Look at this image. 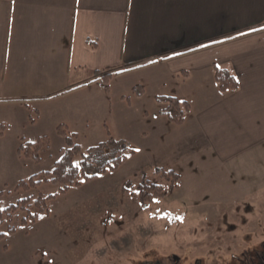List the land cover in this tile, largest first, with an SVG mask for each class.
Instances as JSON below:
<instances>
[{
	"label": "crops",
	"instance_id": "obj_1",
	"mask_svg": "<svg viewBox=\"0 0 264 264\" xmlns=\"http://www.w3.org/2000/svg\"><path fill=\"white\" fill-rule=\"evenodd\" d=\"M216 67L239 88L221 91ZM103 73L122 110L140 104L149 145L247 157L264 142V0H0V124L31 110L36 124L70 126L66 114L84 124ZM157 96L191 105L183 125L159 114Z\"/></svg>",
	"mask_w": 264,
	"mask_h": 264
},
{
	"label": "rangeland",
	"instance_id": "obj_2",
	"mask_svg": "<svg viewBox=\"0 0 264 264\" xmlns=\"http://www.w3.org/2000/svg\"><path fill=\"white\" fill-rule=\"evenodd\" d=\"M101 85L100 90L91 89L92 100L103 98L92 105L94 113L91 110L84 124L66 111L70 126H53L48 117L36 124L31 110L28 121L13 119L7 126L5 144L0 141V207L30 197L31 212L37 215L23 222L29 209L20 208L0 224L5 233L0 238V264H172L171 256L179 257L180 264H237L233 255L251 251L264 240V142L229 163L204 148L183 150L172 140L149 145L140 133L149 122L140 104L132 97L130 110L124 111L110 83ZM149 102L144 105L150 107ZM60 125L81 148L75 162L105 143L94 160L123 155V163L95 178H83L65 192L44 180L18 189L22 181L51 172L61 158L67 141ZM44 136L48 144L39 151L41 161L19 153L26 141ZM110 139L117 142L108 144ZM159 169L177 171L180 181L171 187L172 180ZM129 181L126 194L123 186ZM142 181L163 184L165 196L141 203ZM40 195L53 196L43 211L34 205Z\"/></svg>",
	"mask_w": 264,
	"mask_h": 264
},
{
	"label": "trees",
	"instance_id": "obj_3",
	"mask_svg": "<svg viewBox=\"0 0 264 264\" xmlns=\"http://www.w3.org/2000/svg\"><path fill=\"white\" fill-rule=\"evenodd\" d=\"M87 43L91 44L93 48L97 45L95 41H92L90 39H87ZM195 50L196 49L191 51ZM119 73L122 72H116V74ZM215 73V77L221 91L228 92L237 90L239 88L237 79L228 70L216 67ZM112 75V73H103L100 78L95 79L94 81H100L103 85L108 87ZM136 89L139 91V94H142V92H140L141 88L137 86ZM156 101L164 106L159 111L160 115L165 116L170 122L176 125H183L185 123L187 114L191 111V105L187 101L173 96H157ZM6 129V125L0 124V137L4 134ZM58 129L60 133L65 136L67 141V147L63 149L61 158L56 161L55 166L51 172H45L43 177L35 175L31 177L27 182L22 181L18 185V189H29L31 187H35L44 180L59 184L61 186L60 190L62 192H65L72 186L80 185L81 179L95 178L98 175L108 171L109 169H117L123 163V155H116L115 157L108 160L105 159L104 161L101 160V157H99L98 160H94V154L98 153L96 152V150H99L100 152L103 151V148H105V143L90 148L87 154H83V158L79 161V163L75 162L76 156L81 153L80 146L76 144V142H74V136H69L67 134V130L62 125L59 126ZM74 135L76 134L74 133ZM47 141L48 139L45 136L37 141H26L19 147V153H24L28 157H32L37 162H39L41 161L39 151L43 146H47ZM116 142L117 141L110 139L108 144H115ZM125 150H127V148ZM158 172H161V174H163L166 178L172 180L173 183L171 187H174L181 179V174L172 169L168 172H165L164 169H159ZM131 184L132 182L130 181L124 184L123 191L126 194L129 192L128 186ZM165 194L166 188L163 184L151 183L150 181H142L138 186V198L139 201L143 204L153 202L156 199L162 198L165 196ZM51 197L53 196L50 195L48 198H46L43 195H40L35 200V208H39V210L42 211L46 210V200L50 199ZM31 199L32 198L27 197L21 200L18 204H12L4 209L0 207V224L4 222L5 218L11 219L14 213L20 208H27V210L29 209V214L28 216L23 218V222H26L28 219L35 220L37 213L35 211L31 212ZM9 231L14 232L15 227L10 226ZM4 235L5 233L0 232V238H2Z\"/></svg>",
	"mask_w": 264,
	"mask_h": 264
},
{
	"label": "flooded vegetation",
	"instance_id": "obj_4",
	"mask_svg": "<svg viewBox=\"0 0 264 264\" xmlns=\"http://www.w3.org/2000/svg\"><path fill=\"white\" fill-rule=\"evenodd\" d=\"M237 264H264V240L255 246L251 251L245 250L240 256L233 255ZM169 261L172 264H180V258L171 256Z\"/></svg>",
	"mask_w": 264,
	"mask_h": 264
},
{
	"label": "snow or ice",
	"instance_id": "obj_5",
	"mask_svg": "<svg viewBox=\"0 0 264 264\" xmlns=\"http://www.w3.org/2000/svg\"><path fill=\"white\" fill-rule=\"evenodd\" d=\"M137 151H139V149H137Z\"/></svg>",
	"mask_w": 264,
	"mask_h": 264
}]
</instances>
